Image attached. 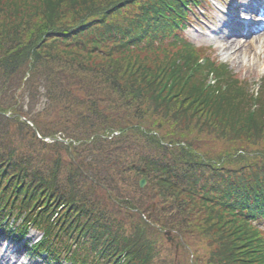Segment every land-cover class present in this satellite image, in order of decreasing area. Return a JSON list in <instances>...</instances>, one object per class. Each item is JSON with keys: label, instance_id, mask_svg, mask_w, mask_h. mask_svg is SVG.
Segmentation results:
<instances>
[{"label": "trees", "instance_id": "trees-1", "mask_svg": "<svg viewBox=\"0 0 264 264\" xmlns=\"http://www.w3.org/2000/svg\"><path fill=\"white\" fill-rule=\"evenodd\" d=\"M182 2L0 0V220L40 226L37 250L156 264L150 230L194 227L218 237L215 264H264V89L218 67L215 87L190 76L200 55L164 31ZM139 177L153 187L119 188Z\"/></svg>", "mask_w": 264, "mask_h": 264}, {"label": "rangeland", "instance_id": "rangeland-1", "mask_svg": "<svg viewBox=\"0 0 264 264\" xmlns=\"http://www.w3.org/2000/svg\"><path fill=\"white\" fill-rule=\"evenodd\" d=\"M236 0H222L221 3H217L216 7L218 12L212 10L209 16L202 14L199 19H195L194 27L188 31L189 40L195 44L196 47L203 46V51L207 53L209 57L216 58V60L221 59L222 61L227 62L228 72H232L231 74L235 77V79L241 83V85L245 88V92L247 95L252 94V91L257 89V84L260 83V79L264 74V36L259 39H255L257 35H251L247 37H238L240 43L236 44V48L224 47L223 39L226 36L225 32H227L230 27H222L221 19L227 18V11L232 6L233 2ZM242 2L243 0H239ZM217 11V10H216ZM223 29V30H222ZM201 31H204L206 34H201ZM220 32V33H218ZM252 42H256V51H250V54L247 53L242 46L243 44L249 45ZM208 46V47H206ZM242 48L236 55L233 54L235 50ZM248 50V48L246 49ZM244 51V52H243ZM149 57H152L150 55ZM101 59L98 57L97 60ZM161 59V58H157ZM220 61V60H219ZM157 61H149L150 64H153ZM107 66L106 63L99 65L98 63L93 65V68H100ZM86 107H90L89 105L80 108V110H86ZM147 107L151 109L149 112L152 113L153 107L148 104ZM154 111V110H153ZM159 120L165 121L163 122V128L171 132L170 128L177 129L176 125L173 124V120H167L163 118V115L160 112L154 113ZM56 116H53L51 119L54 124L58 126L59 119ZM173 121V122H172ZM53 122H50L51 124ZM164 130V131H165ZM193 136V135H192ZM194 137V136H193ZM145 153V152H144ZM129 161H136L139 165H143L144 163L140 159V155H136V152L130 153ZM131 176H134V172L131 171ZM129 180V182L133 183V188L129 187V182L126 185L120 184L119 188L123 191H129L130 193H134L136 184L139 183L140 179ZM153 187L150 184V181L146 182V186ZM151 189V188H150ZM118 208V210H120ZM119 218L121 221H124L126 224V229L132 228L133 224L129 220V218H124V214L127 215L126 210L117 211ZM196 223L199 225L204 224V215L197 214L196 215ZM203 220V221H202ZM202 221V222H201ZM190 229H194L190 234L186 235L187 237H182L183 235L179 234L177 231H171L170 229L162 230L161 233L151 232L152 238L155 240V245L157 249L156 253V264H215V260L213 262L211 256H214V250H219V239L208 238L202 235L196 228L192 227ZM40 237V232L36 229H31L29 236L26 240H30L31 242H36ZM10 239V238H9ZM11 240V239H10ZM183 241V242H182ZM188 243L191 245V248L187 250L183 245ZM5 239L0 237V253L2 252L1 248ZM8 243L10 241H7ZM24 243V241H21ZM13 245V247L19 246L18 251H15L10 257H2L0 255V264H9L11 260L16 261V258H19V262L23 264H43L41 260H35L33 257L27 255L25 249H23V243H17ZM33 256H37L34 254ZM9 262V263H8Z\"/></svg>", "mask_w": 264, "mask_h": 264}, {"label": "bare ground", "instance_id": "bare-ground-1", "mask_svg": "<svg viewBox=\"0 0 264 264\" xmlns=\"http://www.w3.org/2000/svg\"><path fill=\"white\" fill-rule=\"evenodd\" d=\"M232 22H234V21H232ZM252 28H253V25L252 24H249V29H250V31H252ZM264 29V28H263ZM263 29H261V31L263 30ZM237 33L233 30V32H231L230 33V35H226L225 37H224V39L222 40L223 41V43H224V46L227 48V47H229V48H236V44H238V43H240V41L238 40V39H236L237 38ZM262 36H264V32H262L261 34H259V35H257L256 36V38L255 39H259V38H261ZM256 42H252L251 41V43L249 44V45H245V44H243L242 46H244V50L247 52V53H249L250 54V51H256L257 49H256V44H255ZM248 48V50H246ZM242 50V48L240 47V49H238V50H235L234 52H233V54L234 55H236L239 51H241ZM244 52V51H243ZM17 260H16V263L15 264H17L18 263V261H19V258H16ZM22 264V263H21Z\"/></svg>", "mask_w": 264, "mask_h": 264}, {"label": "water", "instance_id": "water-1", "mask_svg": "<svg viewBox=\"0 0 264 264\" xmlns=\"http://www.w3.org/2000/svg\"><path fill=\"white\" fill-rule=\"evenodd\" d=\"M145 184H146V180H145V179H141V180H140V185H141V187H144Z\"/></svg>", "mask_w": 264, "mask_h": 264}]
</instances>
